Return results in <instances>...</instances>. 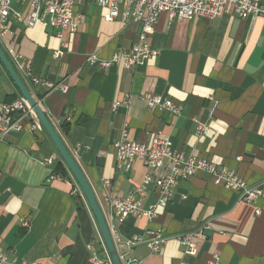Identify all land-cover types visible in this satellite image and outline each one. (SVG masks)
<instances>
[{
  "label": "crops",
  "instance_id": "0c3cea01",
  "mask_svg": "<svg viewBox=\"0 0 264 264\" xmlns=\"http://www.w3.org/2000/svg\"><path fill=\"white\" fill-rule=\"evenodd\" d=\"M13 7L22 9L15 1ZM73 11L83 17L77 32L27 28L11 19L13 35L0 41V47L85 175L106 220V197L125 198L147 173L139 161L126 169L116 157L113 145L125 127L131 141L148 144L162 133L172 151L210 161L250 186L264 181L263 18L223 15L169 21L162 13L144 42L157 55L123 69L101 64L131 49L140 23L108 22V9L90 2L75 3ZM10 50L19 55L18 61ZM57 51L63 54L55 58ZM33 78L50 87L35 86ZM145 95L177 104L179 116L149 109ZM125 96L129 104L112 110ZM12 98L23 100L0 63V105ZM12 119L21 130L0 139V254L8 259L4 264H12V259L25 264H90L91 250L106 262L109 256L96 220L46 131L32 111ZM201 127L206 128L204 136L197 134ZM50 157L51 167L44 164ZM58 164L68 178L50 180ZM166 172L162 169L159 175ZM154 198V191H148L143 207ZM114 225L121 240L141 239L130 250L141 264H209L215 258L217 264H264V198L254 206L236 203L233 192L216 186L202 172L179 182L153 221L128 217ZM157 230L166 241L158 253H151L149 233ZM199 230L203 238L196 240V254L186 256L179 237Z\"/></svg>",
  "mask_w": 264,
  "mask_h": 264
},
{
  "label": "built area",
  "instance_id": "2783aa9c",
  "mask_svg": "<svg viewBox=\"0 0 264 264\" xmlns=\"http://www.w3.org/2000/svg\"><path fill=\"white\" fill-rule=\"evenodd\" d=\"M14 1L20 8L13 7ZM90 2L108 9L106 21L112 22L116 19L127 25L135 21L141 25L140 33L136 43L129 50L118 51L110 61L102 63V67H109L112 64L123 67V69H133L137 65L144 63L147 59L155 57L157 51L145 46L147 37L155 31L158 18L162 13L167 15L169 21L176 19L192 20L195 17L216 19L223 15H235L241 20L250 17H260L264 19V4L257 0H0V41L12 37V20L22 23L27 28L41 27L52 29L58 32H77L78 27L83 22L81 15L74 14L75 3ZM14 61L19 60L13 50H10ZM63 53L55 52L54 57H59ZM91 63L95 61L92 56ZM33 84L49 86V83L32 79ZM61 92H66V88L59 87ZM142 99L149 109L168 111L173 117L180 114L181 108L172 101L163 100L157 96L145 95ZM130 97L125 96L112 104L111 109L115 110L121 105L129 104ZM31 113L24 100H15L0 105V139L11 130L20 131L21 126L13 121L12 116L21 114L23 116ZM30 131H35V126H30ZM197 134L204 136L206 128H198ZM117 159L125 163L126 169L130 168L134 161H139L147 170L142 176L140 184L135 191L128 193L123 199L106 197L105 202L110 210L107 221L110 235L116 248L117 257L121 264H141L142 261L130 255L131 248L141 239L121 240L115 230V221L128 217L153 221L158 217V212L164 209L173 197L175 188L181 181H186L200 172L208 174L216 186L224 190L231 191L236 195V203H245L254 206L258 199L264 198V181L256 186H250L235 173L226 169H218L212 162L195 157H187L181 152L172 151L168 138L162 133H157L148 144H141L128 139L126 127L121 131L119 139L113 145ZM237 158L236 160L238 161ZM54 158H46V166L53 165ZM166 169V174L159 175V171ZM59 174L52 173L50 180H61ZM107 184V183H105ZM153 190L155 200L147 208L143 207L142 200L147 192ZM259 215L260 211L255 210ZM22 225L28 227V222L22 219ZM202 230L186 234L179 237V243L185 248L186 256H195L196 240L202 239ZM151 240L149 249L151 253H158L162 244L165 243L160 230L150 232ZM90 264H111L109 258L106 262L99 259L91 250L89 257ZM217 259H213L209 264H217ZM8 263V259L0 254V264ZM12 264L17 263L12 259ZM31 264H41L38 262Z\"/></svg>",
  "mask_w": 264,
  "mask_h": 264
},
{
  "label": "water",
  "instance_id": "95a60500",
  "mask_svg": "<svg viewBox=\"0 0 264 264\" xmlns=\"http://www.w3.org/2000/svg\"><path fill=\"white\" fill-rule=\"evenodd\" d=\"M0 63L7 71L8 75L10 76L11 80L17 87L21 97L23 100L27 103L28 107L31 109L32 114H34L39 121L41 127L46 131V134L52 141L55 149L59 153L63 163L67 167L68 171L72 175L73 179H75V182L77 183L79 189L81 192H83V196L88 204V207L93 214L96 223L98 225V229L101 232L102 239L104 241L108 258L111 262V264H121L116 253V248L113 243L112 237L109 232V228L107 225V221L105 219V216L101 210L100 205L97 202V199L95 197V194L87 181L85 175L73 159V157L70 155L69 151L65 147L62 140H60L59 135L53 128L54 126L51 125L50 121L46 117L45 113L41 109L38 101L35 100V98L31 95V92L25 87L23 82L21 81L20 77L16 73L14 67L12 66L11 62L3 52L2 48L0 47Z\"/></svg>",
  "mask_w": 264,
  "mask_h": 264
},
{
  "label": "trees",
  "instance_id": "16d2710c",
  "mask_svg": "<svg viewBox=\"0 0 264 264\" xmlns=\"http://www.w3.org/2000/svg\"><path fill=\"white\" fill-rule=\"evenodd\" d=\"M15 100V98H12L9 102H12V101H14ZM66 132H67V128H65V129H63V133L64 134H66ZM60 156V155H59ZM54 171L57 173V174H59L60 175V177H62V178H64V179H67L68 177V175H67V172L63 169V167L60 165V164H58V165H56L55 167H54ZM81 191V190H80Z\"/></svg>",
  "mask_w": 264,
  "mask_h": 264
}]
</instances>
